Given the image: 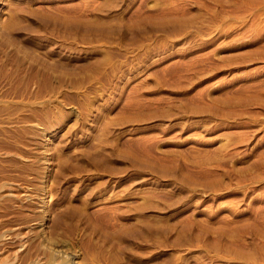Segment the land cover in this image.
Here are the masks:
<instances>
[{"label":"rangeland","instance_id":"374dc122","mask_svg":"<svg viewBox=\"0 0 264 264\" xmlns=\"http://www.w3.org/2000/svg\"><path fill=\"white\" fill-rule=\"evenodd\" d=\"M0 264H264V0H0Z\"/></svg>","mask_w":264,"mask_h":264},{"label":"bare ground","instance_id":"6f19581e","mask_svg":"<svg viewBox=\"0 0 264 264\" xmlns=\"http://www.w3.org/2000/svg\"><path fill=\"white\" fill-rule=\"evenodd\" d=\"M12 172V171H11ZM63 174V173H62ZM9 201V200H8ZM54 226V225H53ZM53 238V237H52ZM53 249V248H52ZM55 252V251H54ZM65 256V255H64ZM68 260V259H67Z\"/></svg>","mask_w":264,"mask_h":264}]
</instances>
